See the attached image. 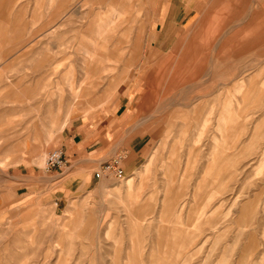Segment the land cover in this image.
<instances>
[{
  "label": "rangeland",
  "instance_id": "374dc122",
  "mask_svg": "<svg viewBox=\"0 0 264 264\" xmlns=\"http://www.w3.org/2000/svg\"><path fill=\"white\" fill-rule=\"evenodd\" d=\"M185 1L165 39L158 0H0V264H264V41L237 31L258 1ZM196 34L201 72L152 89ZM71 124L123 180L62 199L46 159Z\"/></svg>",
  "mask_w": 264,
  "mask_h": 264
},
{
  "label": "crops",
  "instance_id": "0c3cea01",
  "mask_svg": "<svg viewBox=\"0 0 264 264\" xmlns=\"http://www.w3.org/2000/svg\"><path fill=\"white\" fill-rule=\"evenodd\" d=\"M169 1L171 0H158L154 8L152 9V11L155 12V23L153 25V28H163L165 33L163 35V38L165 39H168L175 35L174 30L176 20L174 19V17H176L177 9L176 7L172 8L171 6H167ZM249 1L251 0H237V3L235 5L239 10L237 12L238 18L241 16L243 17L244 14L246 15V11L249 9ZM257 1L258 12L253 15L254 17L258 18V21H250L248 18L245 22L239 24V29L237 30L238 32L241 31L243 33H247V35H245V41L247 43L250 39H252L253 41H264V0ZM185 2L187 4V9L191 10L187 12V18L193 14L196 15L197 13L201 15L203 6L205 7L206 5L203 3H195V0H186ZM164 15L165 17H167V19H162ZM246 16L251 17L250 14H247ZM253 25L255 26V28L251 29ZM255 33L259 34V36L252 38V34ZM160 35V33H153L149 37L147 44H152V48H161L163 44H160ZM255 38L257 40H255ZM182 40H184V37L182 38ZM140 43L141 42L137 44ZM202 43H204V37L202 38V35L196 34L194 40L187 46V48L183 52L178 54L177 58L175 57V55L170 53L163 59H158L155 62H151V64L153 65L150 73V75L153 76L152 89H157L159 85H164L166 87L165 89L174 91L181 88L182 86L187 85V82H189V78L192 74H198L201 72L202 63L205 58V52ZM142 63L147 64L146 62ZM160 64H166L168 66L171 65L170 72L161 74L159 69ZM140 70L142 71L143 75L146 73L145 71H149L147 70V68L145 69L142 66L140 67ZM143 75L139 76L140 80L145 79V76ZM154 82L157 83L155 86ZM158 91L159 89H157V92ZM158 94L159 93H157V95ZM155 99L156 97L153 98V102L155 101ZM134 116L135 114L132 109L127 112V117H129V119H135ZM90 134V130L88 131V133L84 129L83 131L78 130L75 124L67 126L64 130L61 150H63L64 152L67 167L62 169V171L57 172V174L61 178V181L63 182L61 190L62 199H65L68 194L83 191L85 188H88L89 186L94 184L97 181L95 176L97 173L95 171L96 167L99 166L101 169L104 164L111 161L105 160L108 155L106 154V147H104L103 145L101 147H98V149L91 151V145L93 146V142L91 140L92 138L90 137Z\"/></svg>",
  "mask_w": 264,
  "mask_h": 264
},
{
  "label": "built area",
  "instance_id": "2783aa9c",
  "mask_svg": "<svg viewBox=\"0 0 264 264\" xmlns=\"http://www.w3.org/2000/svg\"><path fill=\"white\" fill-rule=\"evenodd\" d=\"M123 158H114L110 162L104 164L100 171L96 173V179H102L103 176L113 175L118 180H123L125 178V170L122 167ZM67 167V162L65 160L63 150H59L50 154L46 159V169L47 170H62Z\"/></svg>",
  "mask_w": 264,
  "mask_h": 264
},
{
  "label": "bare ground",
  "instance_id": "6f19581e",
  "mask_svg": "<svg viewBox=\"0 0 264 264\" xmlns=\"http://www.w3.org/2000/svg\"><path fill=\"white\" fill-rule=\"evenodd\" d=\"M97 47H98V46H97ZM99 48H101V47L99 46ZM91 49H92V48H91ZM85 53H88V52H85ZM88 54H89V53H88ZM88 54H87V56H86L85 58L88 57L89 59H88V58H87V59L90 60V61H92V59H91L92 56H91V55H88ZM92 55H94V54H92ZM83 87H84V86H83ZM84 90H85V89H84ZM84 90H83V88H82V89H80L79 92H76V95L78 96V100H79L81 97L84 96V94H85V93H84Z\"/></svg>",
  "mask_w": 264,
  "mask_h": 264
}]
</instances>
